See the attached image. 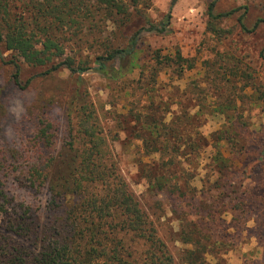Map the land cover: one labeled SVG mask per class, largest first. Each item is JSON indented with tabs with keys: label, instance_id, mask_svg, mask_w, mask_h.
<instances>
[{
	"label": "rangeland",
	"instance_id": "obj_1",
	"mask_svg": "<svg viewBox=\"0 0 264 264\" xmlns=\"http://www.w3.org/2000/svg\"><path fill=\"white\" fill-rule=\"evenodd\" d=\"M211 2L213 13L223 14L221 17H208L207 7ZM22 3L15 0L12 4L16 16L29 15ZM137 7L142 14L133 11L130 22L121 29L107 21L101 25L100 32L89 35L78 45L63 40L64 55L95 65L94 57L104 49L103 45L124 46L134 30L144 27L137 39L136 63L129 78H138L140 66L151 64L150 54L156 49L163 54L179 51L195 64L180 78L170 67L163 68L157 77L159 90L152 100L139 87L132 89L123 80L112 81L93 70L78 75L60 68L47 73L48 66L30 65L0 45L1 185L11 205H15L16 211H23L26 218L31 215L35 220L37 216V222L43 223L53 216L54 210L46 209V187L33 185L26 169L35 163L38 154L39 118L53 125L54 142L52 147L42 148L43 158L50 155L48 150L57 152L68 145L66 105L78 88V93L84 92L85 100L92 105L109 144L111 159L176 264H186L182 262V253L191 247L181 240L182 229L192 228L201 218L211 226L205 232H211L212 238L219 240L213 248L216 259L221 258L225 264H264V161L253 178L244 179L240 171L244 167L243 159H251L264 149V22L259 20H264V0H146ZM166 15L169 21L162 32L149 28L150 24L163 25ZM11 60L19 64V84L13 81ZM27 79L29 84L23 86ZM175 87L179 88L177 92ZM84 98L78 101L81 103ZM135 106L143 112L141 121L148 120L149 114L173 126L179 124L178 128L191 135L189 138L202 137L199 148L182 147L187 154L180 156L182 167L191 175L190 183L197 190V205L201 206L197 216L182 212L184 208L177 205L173 196L151 188L147 174L138 163L141 146L135 135L142 131L133 123L137 115L134 116L136 111L131 108ZM129 109L134 113L130 115ZM75 114L73 111L74 127ZM233 115L242 126L243 138L217 146V136L229 127ZM217 149L224 156L234 158L230 164L236 168L235 173L224 180L225 184L215 181L218 173L213 158ZM156 157L154 153L143 161ZM104 185L92 186L96 190ZM239 195L251 203L252 210L250 220L239 222L236 228L232 216L235 212L229 209L227 200ZM205 213L215 218L205 217ZM4 225L5 218L0 213V231ZM124 238L129 251L135 255L141 256L148 250L146 242L130 234ZM215 257L207 255L212 263Z\"/></svg>",
	"mask_w": 264,
	"mask_h": 264
},
{
	"label": "trees",
	"instance_id": "obj_2",
	"mask_svg": "<svg viewBox=\"0 0 264 264\" xmlns=\"http://www.w3.org/2000/svg\"><path fill=\"white\" fill-rule=\"evenodd\" d=\"M21 1L29 12L25 17L24 13L16 16L12 10L15 0H0V45L30 65L48 66L47 73L60 68L78 75L93 70L112 81L123 80L132 89L139 87L142 94L152 100L159 90L157 77L163 68L170 67L176 77L180 78L184 71L195 65L193 59L183 57L179 51L163 54L156 49L151 51V64L140 66L138 78H129L136 63L137 39L144 27L134 30L124 46L111 43L103 45L104 49L94 57L95 65L64 55L63 40L78 45L89 35L100 32L101 25L107 21L116 29H121L130 22L133 11L142 14L137 6L146 0ZM212 10L213 2L207 7L209 18L217 19L223 15L214 14ZM168 21L169 15H166L163 25L150 24L149 28L162 32ZM10 63L13 66V81L19 84V64L15 60ZM29 82L30 79H27L23 86ZM77 84H80L79 77ZM175 90L177 92L179 88L175 87ZM81 94L75 88L66 105L68 145L62 146L57 152L48 150L50 155L44 158L42 148H50L54 142L53 125L45 118L38 119V154L35 163L26 169L33 185L46 187V209L48 212L54 210L53 216L47 217L43 223L37 222V216L35 220L31 215L26 218L23 211L18 212L15 205H11V199L0 182V213L5 218L3 231H0V264H176L166 245L156 236L147 213L111 159L109 144L94 116L92 105L85 100V93ZM78 98L84 99L80 103ZM131 109L136 112L129 109L128 113L137 115L133 123L139 125L142 131L135 135L141 146L138 163L147 174L151 188L173 196L177 205L185 209L182 212L197 216L201 211V206L197 205V190L191 185V175L182 167L180 156L187 154L182 147L187 146L190 150L199 148L202 137L196 135V138H189L191 135H187L180 126L178 128L179 124L173 126L171 122H162L149 114L148 120L141 121L143 112H139L136 106ZM73 111H76L75 127ZM230 123L217 136V146L243 138L242 126H239L235 115ZM154 153L157 154L156 158L149 162L143 161L144 157ZM233 159L224 156L222 150H216L213 158L218 173L216 183L225 184L224 180H229L230 174L235 173L236 168L231 166ZM263 161L264 149L251 159H243L244 167L240 170L242 177L253 178ZM97 183L105 185L95 190L92 185ZM247 202L241 195L227 200V206L235 212L232 216L236 228L251 218V203ZM207 216L215 218L205 213ZM210 227L201 218L193 223L192 228L182 229L181 240L191 245L182 253L183 263L225 264L221 258L216 259L214 254L216 252L213 248L219 240H214L212 233L204 230H210ZM125 234L146 242L149 246L146 253L140 256L130 252L124 242ZM210 254L215 257L213 263L207 259Z\"/></svg>",
	"mask_w": 264,
	"mask_h": 264
}]
</instances>
